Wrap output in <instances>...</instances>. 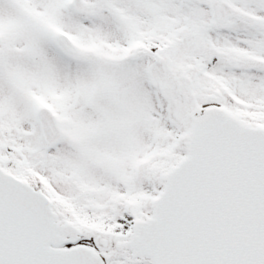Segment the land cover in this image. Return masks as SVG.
Instances as JSON below:
<instances>
[{"label":"snow or ice","instance_id":"obj_1","mask_svg":"<svg viewBox=\"0 0 264 264\" xmlns=\"http://www.w3.org/2000/svg\"><path fill=\"white\" fill-rule=\"evenodd\" d=\"M0 264H264V0H0Z\"/></svg>","mask_w":264,"mask_h":264}]
</instances>
